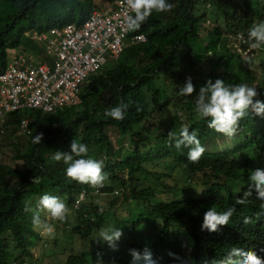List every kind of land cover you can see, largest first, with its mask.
<instances>
[{"label": "clouds", "instance_id": "obj_1", "mask_svg": "<svg viewBox=\"0 0 264 264\" xmlns=\"http://www.w3.org/2000/svg\"><path fill=\"white\" fill-rule=\"evenodd\" d=\"M95 1L100 3V0ZM226 1L217 0L216 5L214 0H197V4L193 5L190 0L183 11L186 14L192 10L197 13L201 24L198 35L205 36L222 17ZM233 1L230 0L231 4ZM173 5L175 3L172 0H103L99 6L92 2V8L83 22L77 19V23L69 21L54 23L47 28L26 29L16 46L5 48V56L0 63V174L17 166L22 168L16 156L30 145L36 153L42 149L48 163L45 170L38 163L35 165L41 171L40 174L29 175L25 171L24 177H13L11 181L16 184L13 192L11 187V197L0 199L2 220L18 227H27L28 239L33 238L27 249L29 253L18 255L19 259L14 264H36L32 248L40 240L39 234L53 233L54 224L57 223L69 229V242L73 238L78 240L80 247L76 254L84 248L88 249L83 243H89L91 239L106 242L108 252L117 249L125 234L123 230L131 233L140 221L143 205L135 203L137 209L131 208L124 198L123 189L118 184H112L107 171H116L119 178L127 181L128 172L123 171L120 162L124 156L134 152L144 131L175 123L177 119L182 121L187 114L186 107L191 104L195 105L198 116L208 121L207 127L219 135L200 141L195 130L190 132L185 127L178 137L174 132L168 134L174 147L185 149V158L189 163H197L204 153L213 155L221 169L218 180L235 187L237 194H240V189H247L237 203L244 205L254 195L261 209H264V129L259 128L256 122L264 116V71L250 69L252 73L248 83L231 84L217 78L206 80L203 86L196 74L183 70L165 73L163 63H158L162 54L154 50L157 49L159 36L164 32H177V16L173 19L168 16ZM153 12L156 16L149 22V27H142ZM99 16H121L123 25L118 26L116 33L108 39L102 37L103 42L100 44L104 53L99 66L72 79L69 92L65 91L58 81V67L66 60L65 52L71 53L65 30L71 26L75 32H79L84 23ZM223 37L226 42L228 37L233 38L235 43H232V48L227 46L235 54L251 59V56L256 55L257 48L264 46V22L254 24L248 30L249 43L241 34H224ZM82 45L85 44L80 38L75 46L85 52L86 47ZM148 54L155 59V65L140 60V57ZM187 55L180 49L176 56L184 60ZM122 57L126 62L122 72L130 70L132 73L131 78L123 77L126 84L130 81L131 84L146 82V91L143 90L146 101H154L150 105L148 117L149 123L154 125L152 128H145L146 114L140 123L134 124L129 130L117 122L124 119L128 106L124 103L113 106L112 96L108 92L104 101L95 102V95L103 87L101 82H96V78L104 77L108 64H117ZM187 64L196 70L200 63ZM147 65L150 68L144 69ZM206 68L204 64L203 70ZM156 92L160 94L155 96ZM87 102H91L88 111L83 109ZM159 105L165 107V113L157 110ZM93 107L98 108L99 112L92 114ZM68 109L71 110L68 115L72 117V122L65 126L55 127L46 117L55 111L67 112ZM24 110H31L35 115L20 116L19 113ZM249 111L253 113L252 117L248 115ZM153 112L157 113L154 120ZM86 115L90 116L88 120ZM91 118L96 125L90 134ZM243 118L244 121L238 124ZM248 119L251 120L244 124ZM108 130L114 132V138L108 137ZM12 151L14 153L9 157L6 153ZM139 151L145 152L143 148H139ZM154 162H163L171 172L157 173L152 170ZM136 169L142 172L135 174L133 182H142L143 186L139 190L149 189L148 193L153 191L155 203H169L173 199L196 200L208 190V180H204L201 175H192L170 156L142 161ZM172 176L175 184L169 187L162 180ZM45 179L51 180V187L43 183ZM199 184L201 187L195 188ZM165 195L168 197L163 200ZM104 197L109 199L106 205L96 206L95 199ZM155 203L145 204L146 210H151ZM126 206V215L120 217V210ZM234 211L233 207L216 210L214 206L203 211L197 225L206 236L193 245L183 244L179 249L174 246L173 250L159 248V242L149 246L128 247L127 264H264V255L260 250L245 246L242 232L231 225ZM45 212L52 218L46 217ZM240 217L246 219L245 223L248 222L247 213ZM70 218L72 220L68 221ZM115 221L124 225V229L115 227ZM34 227L42 231H36ZM70 228H78L79 232L74 233ZM46 247L42 250L44 256L49 258V251L53 247L44 245L43 248ZM72 255L75 254H69L64 264Z\"/></svg>", "mask_w": 264, "mask_h": 264}, {"label": "trees", "instance_id": "obj_2", "mask_svg": "<svg viewBox=\"0 0 264 264\" xmlns=\"http://www.w3.org/2000/svg\"><path fill=\"white\" fill-rule=\"evenodd\" d=\"M172 1L175 5H173V9L168 16L171 19L177 16L175 20L177 32H164L159 36L157 49L154 50L157 54H162L160 60L158 59V63H163L165 73L172 72V70H183L196 74L202 82L200 83L201 86H203L206 80L217 78L224 79L226 83L231 84L248 83L252 67L264 71V46L257 48L255 55L257 61H254L235 54L223 41L224 34H241L248 42V30L254 24L264 22V0H234L233 4L230 0H227L225 3L226 8L221 12L222 17L215 22L216 25L205 36L198 35L201 24L200 19L196 17L197 13L192 10L190 14H186L183 11L190 0ZM70 3H74L79 9L77 11L73 10L74 14L69 21L77 23V19H79L83 22L92 8V0H0V63L3 62L5 48L9 45L16 46L24 30L33 27L47 28L54 23H63L61 17L63 12L69 9ZM214 3L217 5V0H214ZM192 4H197V0H192ZM83 5L88 9L84 10ZM155 16L153 12L142 24V27H149V22ZM171 25L175 26L174 24ZM140 30L144 29L140 28ZM177 37L179 39L175 42ZM26 41L29 40L26 39ZM180 49L188 54L184 60L176 56ZM39 55L42 56L40 50ZM124 57L117 64L109 63L104 77L98 76L96 78V82H101L103 87L95 95V102L101 103L104 101L105 94L108 92L112 96L113 106H116L117 103H124L128 106L124 119L116 120L117 122H120L129 130L134 124L140 123L146 114L145 128H152L154 125L149 123L148 117L151 111L150 105L154 101H146L145 93H143V90L146 91V82L131 84L130 81L126 84L123 77L128 76L131 78L132 73L130 70H123L122 72L123 65H126L123 60ZM41 58L47 61L46 58ZM140 60L155 65V59L150 54L140 57ZM234 60H237L236 66H233ZM187 63L200 64L198 69L192 70L187 66ZM204 64L207 65L206 70H203ZM149 68L150 66L147 65L144 69ZM134 81L135 79L132 80V83ZM159 94V92H156L155 96ZM91 102L84 104L83 109L87 110ZM157 108L159 112L165 113V107L159 105ZM185 110L187 114L182 121L177 119L175 123L144 131V136L137 141L134 152L130 156H124L120 162L123 171L127 170L128 172L129 179L127 181L119 178L116 171H107L112 184H118L123 189L124 198L126 197V202L131 208L137 209L136 205H143L140 209V221L135 225L133 231L126 233L124 225L115 221V227H119L120 230L124 229L123 233H125L117 249L108 252L109 248L106 242L91 239L89 243H83L88 246V249L84 248L80 253L69 256L66 264H127L128 247L149 246L159 242L161 243L159 248L166 247L173 250L174 246L179 249L183 244L193 245L201 237L206 236L197 224L201 213L212 206L216 210L233 207L235 211L230 221L231 225L236 226L242 232L246 241L245 246L258 249L264 255V251H262L264 250V209H261L254 195L248 198L246 204H238V198L247 189L242 188L240 194H237L234 191L235 187L218 180L221 169L216 164L213 155L204 153L197 163H189L185 158V149H176L173 141L168 136L170 132H174L178 137L179 132L185 127L190 132L195 130L200 141L219 135L213 129L207 127L208 121L206 119H201L198 116L195 105L191 104ZM92 111V114H96L99 109L93 107ZM70 112L69 109L67 112L58 110L46 117L50 118L51 125L53 123L55 127L65 126V124L72 122V117L68 115ZM248 115L252 117L253 113L249 111ZM107 118L113 120L110 117ZM249 120L251 119H248L244 124ZM243 121L244 118L238 124ZM256 122L259 124V128L264 129V116L257 119ZM95 125L96 123L91 118L90 134ZM139 148H143L145 152H140ZM44 154L42 149H38L36 153L34 147L30 145L27 150L25 149L23 153L16 156L20 160L22 168L17 166L0 174V199L11 197L10 195H12L16 184V182L11 181L13 177H18V179L24 177L23 173L25 171L29 175L40 174L41 171L35 167L37 163L42 170L47 168L48 163ZM169 156L179 165L187 168L192 175H201L204 180H208L206 183L208 190L202 193V197L189 201H176L173 199L169 203H155L153 191L148 193L149 189L139 190L143 186L142 182L137 181L134 183L132 180L137 172H142L140 169H136L138 164L153 157L166 158ZM141 177L143 178V176ZM211 179L213 180L211 181ZM43 183L48 187L52 186L50 179H45ZM204 184L202 183V185ZM197 187H201V185H195V188ZM155 188L156 186L153 187V189ZM150 203L155 204L151 210H146L147 206L145 204ZM243 213H247V217H249L247 223H245L246 219L240 217ZM0 216V264H14L19 259L18 255L29 253L27 249L31 246L33 238L28 239L27 227H18L14 223L4 222L2 214ZM70 230L74 233L79 232L78 228H70Z\"/></svg>", "mask_w": 264, "mask_h": 264}, {"label": "built area", "instance_id": "obj_3", "mask_svg": "<svg viewBox=\"0 0 264 264\" xmlns=\"http://www.w3.org/2000/svg\"><path fill=\"white\" fill-rule=\"evenodd\" d=\"M121 16L115 17H93L84 23L79 32H75L71 26L65 30L67 36L66 43L69 45L71 53L65 52L66 60L58 68V81L63 85L65 91L69 92L71 80L82 75L83 72L93 71L99 66L104 53V48L100 44L104 39H108L117 31L118 26L123 25ZM81 38L85 52L78 50L76 42ZM88 48V49H87Z\"/></svg>", "mask_w": 264, "mask_h": 264}, {"label": "rangeland", "instance_id": "obj_4", "mask_svg": "<svg viewBox=\"0 0 264 264\" xmlns=\"http://www.w3.org/2000/svg\"><path fill=\"white\" fill-rule=\"evenodd\" d=\"M92 2H94L95 6H99L103 3V0H100V3H98V1L92 0ZM69 9L65 10L63 12V15L61 17V21L62 22H69L70 17L74 14L73 10H78L79 7L77 5H75L74 3H70L69 4ZM82 8L84 10L88 9V7H86L85 5L82 6ZM206 29H208V27L206 26ZM204 36V35H202ZM223 41H225V39H223ZM226 44H228L229 47L232 48V43H235V41L233 40V38L228 37L227 42L225 41ZM251 59H253L254 61H257V57L254 55L250 57ZM235 62L233 63V66H236L237 64V60H234ZM252 71H254V67L251 68ZM20 116H34L35 112L31 111V110H24L21 111L19 113ZM154 117L152 120H154L156 118L157 113L153 112L152 114ZM106 134L108 135V137H115L114 132L111 130L106 131ZM125 141V140H124ZM123 141V142H124ZM220 142V141H218ZM14 153V151L12 152H7L6 154L9 155V157ZM150 164V163H148ZM152 170H155L157 173H170L171 171L169 170V168L165 167V164H163V162H154L153 163V167ZM174 176V173H173ZM170 177V178H164L162 181L169 187L173 186L175 184V178ZM105 181H108L107 179ZM168 197V195H165L162 197L163 200H166ZM109 199L101 198V199H95V203L96 206H104L106 205L107 201ZM119 201H121V198L119 199ZM128 210V206H126L125 208H122L119 212L120 217L125 216L126 215V211ZM44 211L41 212V215L43 216ZM46 217H50L46 212H45ZM54 220V219H53ZM72 218H70L68 221H71ZM111 226H114L113 224H109ZM108 225V226H109ZM55 228L53 233L51 234H45V233H40V240L37 241V243L35 244V246L32 248L33 254H34V258L36 259L35 263L36 264H64V261L66 259V257L69 254H76L77 250L79 249L80 245L78 240L76 239H72V242H69L70 237H68L69 235V229L67 227H65L64 225L61 224H54ZM34 229L36 231H42L40 228L34 227ZM44 245H52L53 250L49 251V258H47L46 256H44V252L43 250L47 249L43 248ZM43 249V250H42ZM27 264L29 262H26Z\"/></svg>", "mask_w": 264, "mask_h": 264}]
</instances>
